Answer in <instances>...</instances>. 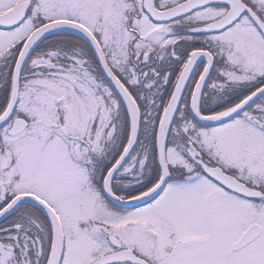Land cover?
I'll return each instance as SVG.
<instances>
[{
	"label": "snow or ice",
	"instance_id": "1",
	"mask_svg": "<svg viewBox=\"0 0 264 264\" xmlns=\"http://www.w3.org/2000/svg\"><path fill=\"white\" fill-rule=\"evenodd\" d=\"M0 264H264V0H0Z\"/></svg>",
	"mask_w": 264,
	"mask_h": 264
}]
</instances>
